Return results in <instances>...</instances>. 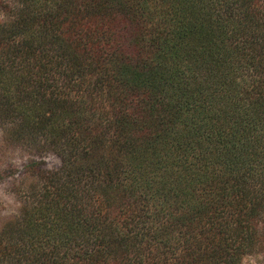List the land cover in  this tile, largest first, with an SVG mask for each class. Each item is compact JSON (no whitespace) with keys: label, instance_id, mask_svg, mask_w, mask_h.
<instances>
[{"label":"trees","instance_id":"16d2710c","mask_svg":"<svg viewBox=\"0 0 264 264\" xmlns=\"http://www.w3.org/2000/svg\"><path fill=\"white\" fill-rule=\"evenodd\" d=\"M0 125L31 162L0 264H241L264 252V0H0ZM24 185V184H23Z\"/></svg>","mask_w":264,"mask_h":264},{"label":"rangeland","instance_id":"374dc122","mask_svg":"<svg viewBox=\"0 0 264 264\" xmlns=\"http://www.w3.org/2000/svg\"><path fill=\"white\" fill-rule=\"evenodd\" d=\"M31 162L38 163L41 170L56 171L61 167L60 158L53 153L37 154L29 148L13 145L0 125V230L20 210L22 190L29 179L27 169ZM5 196L12 198L11 204L4 199ZM7 209L14 211L5 214ZM241 264H264V252L245 256Z\"/></svg>","mask_w":264,"mask_h":264},{"label":"clouds","instance_id":"9594fccd","mask_svg":"<svg viewBox=\"0 0 264 264\" xmlns=\"http://www.w3.org/2000/svg\"><path fill=\"white\" fill-rule=\"evenodd\" d=\"M12 18L9 17L4 11H0V24H7L11 23ZM5 200H7L8 204L12 203V198L5 196ZM14 211V209H7L5 214H8V212Z\"/></svg>","mask_w":264,"mask_h":264}]
</instances>
